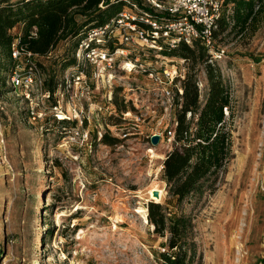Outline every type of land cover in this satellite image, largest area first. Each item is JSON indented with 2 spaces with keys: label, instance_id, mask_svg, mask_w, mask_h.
Masks as SVG:
<instances>
[{
  "label": "rangeland",
  "instance_id": "1",
  "mask_svg": "<svg viewBox=\"0 0 264 264\" xmlns=\"http://www.w3.org/2000/svg\"><path fill=\"white\" fill-rule=\"evenodd\" d=\"M22 27L11 28L16 39ZM223 37L216 65L231 86L233 157L216 188L181 203L162 180L174 146L165 133L176 125L173 85L169 97L145 74L117 66L64 90L61 63L73 40L35 58L47 74L57 71L53 95L40 71L29 87L15 89L8 78L0 88V264H164L169 235L147 217L153 187L170 213L192 218L202 264H264V16L256 31ZM146 47L133 56L184 75L191 69L167 48ZM198 75L206 83L203 67ZM116 93L127 111L114 104ZM104 133L119 142L105 144Z\"/></svg>",
  "mask_w": 264,
  "mask_h": 264
},
{
  "label": "trees",
  "instance_id": "2",
  "mask_svg": "<svg viewBox=\"0 0 264 264\" xmlns=\"http://www.w3.org/2000/svg\"><path fill=\"white\" fill-rule=\"evenodd\" d=\"M132 2L145 7L142 0H0V69L5 71L0 74V88L6 85L14 71L12 44L16 35L10 30L17 23H23L17 36L19 44L37 58L49 57L62 41H74L70 56L61 63L63 78L65 70L76 62L75 53L86 31L110 21ZM263 16L264 0H224L222 15L214 31L215 41L223 39L225 34L243 35L256 31ZM34 27L36 34H33ZM163 53L183 59L191 68L181 80L182 92L176 88L173 97L174 146L168 152L162 170V180L169 193L181 203L191 195H201L216 188L233 157L232 131L227 127L233 113L231 86L223 79L216 65L218 60L213 59L208 48L199 41L190 44L181 41ZM37 65L44 76L45 88L53 95L61 83L57 81V71L50 75L42 70V63L37 61ZM202 67L206 71V83L198 75ZM118 90L122 91V87ZM118 100L116 93L114 104L121 112L127 111L123 97L120 102ZM54 120L65 121L55 116ZM101 140L108 145L119 142L107 133ZM147 217L154 225L155 233L169 235L168 252L161 253L164 264H202L191 217L170 213L162 203L155 201L148 203Z\"/></svg>",
  "mask_w": 264,
  "mask_h": 264
},
{
  "label": "built area",
  "instance_id": "3",
  "mask_svg": "<svg viewBox=\"0 0 264 264\" xmlns=\"http://www.w3.org/2000/svg\"><path fill=\"white\" fill-rule=\"evenodd\" d=\"M223 2L224 0H142L145 7L132 2L129 8L110 21L86 31L75 53L76 62L63 74L64 90L75 84L85 86L89 79L99 80L102 73L118 66L127 73L145 74L169 97H172L171 91L167 89L170 85L182 92L176 81L185 75L176 67H156L133 54L138 50L144 52L145 45L148 49L162 51L164 48L178 46L181 41L189 44L199 41L208 48L213 59L220 60L225 56V49L215 46L214 31L222 15ZM34 28L33 34H36V27ZM12 57L15 66L10 80L15 89L29 87L38 78L41 80L40 69L35 62L36 55L20 45L18 38L12 44ZM26 96L29 98L30 93ZM57 109L58 103L52 107L56 116ZM225 112L229 114L227 108ZM72 132L74 136L79 133L77 130ZM167 133L174 138L173 129ZM87 135L88 133L85 136ZM164 251L168 252L166 249Z\"/></svg>",
  "mask_w": 264,
  "mask_h": 264
},
{
  "label": "bare ground",
  "instance_id": "4",
  "mask_svg": "<svg viewBox=\"0 0 264 264\" xmlns=\"http://www.w3.org/2000/svg\"><path fill=\"white\" fill-rule=\"evenodd\" d=\"M149 194H150V197L157 201V202H160L161 199H162V194H163V191L162 189L158 188V187H153L149 190ZM35 264H38V261L35 260Z\"/></svg>",
  "mask_w": 264,
  "mask_h": 264
},
{
  "label": "water",
  "instance_id": "5",
  "mask_svg": "<svg viewBox=\"0 0 264 264\" xmlns=\"http://www.w3.org/2000/svg\"><path fill=\"white\" fill-rule=\"evenodd\" d=\"M151 141H152L153 145L158 144L160 141V135L159 134L153 135L151 138Z\"/></svg>",
  "mask_w": 264,
  "mask_h": 264
}]
</instances>
